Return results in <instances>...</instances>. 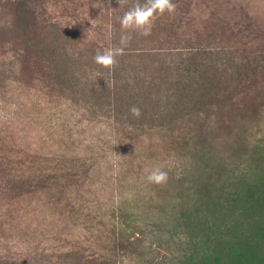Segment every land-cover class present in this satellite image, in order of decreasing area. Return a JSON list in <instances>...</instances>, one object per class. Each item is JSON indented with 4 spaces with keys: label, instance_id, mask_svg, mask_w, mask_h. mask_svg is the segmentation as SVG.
I'll return each instance as SVG.
<instances>
[{
    "label": "rangeland",
    "instance_id": "374dc122",
    "mask_svg": "<svg viewBox=\"0 0 264 264\" xmlns=\"http://www.w3.org/2000/svg\"><path fill=\"white\" fill-rule=\"evenodd\" d=\"M137 2L0 0V264H255L260 245L244 255L242 239L264 226L242 211L264 214V0H173L132 33L126 48L174 65L205 57L202 79L215 64L219 93L176 72L178 89L199 80L213 97L178 115L148 72L132 77L157 58L93 60ZM157 168L166 183L148 181ZM224 193L241 196L231 219Z\"/></svg>",
    "mask_w": 264,
    "mask_h": 264
},
{
    "label": "trees",
    "instance_id": "16d2710c",
    "mask_svg": "<svg viewBox=\"0 0 264 264\" xmlns=\"http://www.w3.org/2000/svg\"><path fill=\"white\" fill-rule=\"evenodd\" d=\"M24 6L23 9V14L27 15L26 12V6ZM22 12V10L20 11V13ZM19 18H26L25 16H20ZM25 20V19H24ZM27 25V22H26ZM135 53L136 55V60L140 61V62H145L146 60H150V59H146L147 57H150L151 60L152 58H157L155 54L156 51L155 49H151L150 50H144V49H140V48H125L124 54L125 56H130L131 53ZM161 55V54H160ZM202 55V54H200ZM131 59H135V58H131ZM197 59H203L205 62H207V60L205 59V57L201 56V57H196L194 58L193 56H189V58H185L180 60L176 65H174L172 62H170L169 60H167V58L164 59H160L157 58L155 59V61H159L160 65L162 63H166L167 65L163 66L162 68L159 69V66L156 67L152 64L151 61V69H149V66L147 63H144V66H140V63L136 64L137 68L142 67L143 71L142 74L139 73V69H137L136 71L138 72L137 74L133 75L132 77L135 78L137 80V82L142 78V81L144 84H146L148 81L147 78L145 76V74L148 72L149 77L151 80H149L151 83V87L157 88L158 90H161L162 88L166 89V93L161 96H156L154 98H157L158 102L161 103V101L163 102L162 106L163 109H165V111H169L170 113L174 114V115H178L181 112V107H190V106H196L201 105L202 103H204V98L205 99H210L213 98L211 97L209 94L207 96L202 95L203 94V90L206 88H201V83L199 82V80H194L191 81L187 84H185V87L181 89L179 88V83L180 80L179 79V75L176 74L177 73H183L185 78H187L190 74L191 75H197V78L206 81L207 87L208 85L212 88L215 87V89L217 88L218 93L220 92L221 88H222V83L221 80L217 79L215 72L213 73V70H216L215 64H206L204 67L206 68H211V73L212 75H206L204 79H202V77H200V75L198 73H200V71H206L203 67L199 68L197 67L195 71L191 72L192 69V64H195V62H197ZM172 61V60H171ZM213 61V60H212ZM137 63V62H135ZM213 63V62H211ZM188 65V66H187ZM187 66V67H186ZM118 69V65L116 66ZM116 72V69H115ZM214 75V76H213ZM116 77L118 78V80L120 81V76L119 74H115L113 76V79L115 80V84H116ZM196 78V79H197ZM189 79V77H188ZM135 80V81H136ZM193 80V79H191ZM174 90V91H172ZM178 91H180V93H177ZM214 92H212L213 94ZM211 94V92H210ZM164 111V110H163ZM229 192V191H228ZM223 193V192H220ZM226 193H224L223 195H225ZM221 194V196H223ZM226 199L224 201V203L226 202V204H224L222 211H223V216L225 219L228 218H232L237 216V212L238 211H242V210H237L238 207H236V202L239 204V202L241 201V196L240 195H236L238 197H233L232 195H228L226 194ZM220 197V195H218ZM257 204H260L257 202ZM240 209H243V206H239ZM224 210L226 211V213L224 212ZM245 212L242 211V215L244 217V219H246V226L247 228H249V224L250 226H254V225H263L264 226V214H262L261 212L259 213V210H257L255 213L252 212L253 214H244ZM228 215V216H227ZM248 216V217H246ZM253 221V222H252ZM224 223V222H223ZM211 230H214V228H212ZM244 230V227H243ZM264 230V227H263ZM250 232V229L246 230ZM244 237V236H243ZM246 237V236H245ZM247 238V237H246ZM242 239V238H241ZM251 238L248 239H242L245 241V245L243 247V254L246 255L247 253H253L254 250H257V247L260 245V251H259V255L257 257V255L252 258L251 260H249L248 262H254L255 264H263L264 262V238L260 237L258 235V237L250 240ZM263 239V240H262ZM262 241V242H261ZM253 242H255L253 244ZM250 248V249H247ZM69 254H67L68 256Z\"/></svg>",
    "mask_w": 264,
    "mask_h": 264
},
{
    "label": "clouds",
    "instance_id": "9594fccd",
    "mask_svg": "<svg viewBox=\"0 0 264 264\" xmlns=\"http://www.w3.org/2000/svg\"><path fill=\"white\" fill-rule=\"evenodd\" d=\"M119 4H123L124 0H118ZM177 10V5L173 0H145L143 4L137 2L129 8L120 18L121 35L119 46L109 47L101 50L97 49L93 60L96 64L108 69H113L118 65L117 57L124 54L125 48L131 43L133 32H139L142 35H150L153 25L159 15L165 12L174 14ZM130 114L139 118L141 110L133 105L129 108ZM149 182L155 184H163L168 180V174L165 171L157 168L153 170L147 177Z\"/></svg>",
    "mask_w": 264,
    "mask_h": 264
}]
</instances>
